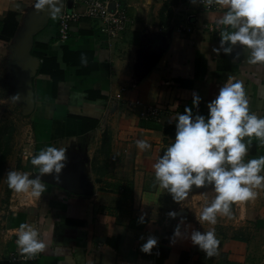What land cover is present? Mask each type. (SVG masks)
Returning a JSON list of instances; mask_svg holds the SVG:
<instances>
[{"label": "crops", "instance_id": "crops-1", "mask_svg": "<svg viewBox=\"0 0 264 264\" xmlns=\"http://www.w3.org/2000/svg\"><path fill=\"white\" fill-rule=\"evenodd\" d=\"M74 1L59 0L54 14L35 9V0H0V21L9 12L17 15L13 37L0 47V67L7 59L15 69L13 83L28 91L29 153L19 171L35 175L33 155L49 145L67 146L60 178L69 182L43 177L39 198L11 190L0 210V264H12V252L21 254L15 243L21 223H31L46 244L23 264H175L183 253L186 264H256L264 252V188L255 200L233 205L232 218L218 216L210 225L198 220L215 196L210 188L194 187L178 204L154 178L153 164L175 139V112L191 108L193 115L207 116V103L229 77L244 82L250 110L264 117V68L247 65L246 54L234 60L239 46L231 55L213 52L224 10L182 6L194 14L187 34L175 26L184 13L166 17L163 5L170 0H115L129 19L116 43L109 45L86 18L61 42L59 15ZM210 26L217 31L210 33ZM0 82H6L4 72ZM193 93L201 97L198 106ZM145 107L160 109V117L145 118ZM138 139L151 147L139 150ZM262 155L264 145L253 138L247 158ZM213 229L219 244L208 257L189 237ZM150 236L157 245L145 254L140 249Z\"/></svg>", "mask_w": 264, "mask_h": 264}, {"label": "clouds", "instance_id": "clouds-1", "mask_svg": "<svg viewBox=\"0 0 264 264\" xmlns=\"http://www.w3.org/2000/svg\"><path fill=\"white\" fill-rule=\"evenodd\" d=\"M192 4H204L205 0H190ZM59 0H35L37 10L59 11ZM208 5L223 9L217 20L221 27L220 44L213 52L231 55L239 60L246 54V63L264 68V0H207ZM81 63L87 58L82 55ZM201 97L193 93V106H198ZM207 116L193 115L191 108H185L175 118V139L153 164L154 178L158 186L172 196L176 203L184 201L195 187L210 188L215 196L203 207L199 222L210 225L217 223V217L232 218V206L255 200L258 189L264 188V155L247 158L253 138L264 145V117L252 112L244 82L229 77L220 87L215 99L207 103ZM136 147L147 150L151 145L144 139L136 140ZM68 147L49 145L32 156L30 164L35 175L10 170L6 174L9 189L17 194L39 198L45 192L42 178L51 175L59 180L68 162ZM169 216L176 217L175 212ZM140 222H143L141 218ZM181 219L174 230V237L180 238ZM16 246L27 259L42 253L45 242L31 223H21L16 229ZM191 243L198 246L206 256L215 255L219 240L215 231H192ZM157 245L155 237H148L141 251L150 254Z\"/></svg>", "mask_w": 264, "mask_h": 264}, {"label": "rangeland", "instance_id": "rangeland-1", "mask_svg": "<svg viewBox=\"0 0 264 264\" xmlns=\"http://www.w3.org/2000/svg\"><path fill=\"white\" fill-rule=\"evenodd\" d=\"M172 1L170 0L163 5L166 17H169L172 11ZM5 61L6 63L3 64L4 69L1 70L0 67V77L3 76L4 72L6 80L5 83L0 82V159L3 154L6 155L0 178V210L4 209L8 204L11 192L7 185L6 174L10 170L19 171L21 168L22 159L27 157L29 153L27 145L30 133V125L26 115L29 109V101L24 96V94L28 93L26 90L27 86H19L13 83V80H16L15 69L13 65L9 64L7 59ZM77 168L78 166L76 165L75 169ZM77 173L75 171V174ZM63 179L64 177L59 180H53L58 183L64 182L62 184L69 183L66 179H64L65 181ZM8 191L10 192L8 193ZM260 256L261 258H257L256 264H264V252Z\"/></svg>", "mask_w": 264, "mask_h": 264}, {"label": "built area", "instance_id": "built-area-1", "mask_svg": "<svg viewBox=\"0 0 264 264\" xmlns=\"http://www.w3.org/2000/svg\"><path fill=\"white\" fill-rule=\"evenodd\" d=\"M191 4L190 0H177L176 5L172 9L173 16L184 13L181 7ZM197 5H199V9L204 11H211L217 8L215 5H208L207 0H205L204 4L197 3ZM184 16L185 19L176 21L177 24L175 26L184 33L190 34L194 29L193 23L195 20L193 19L191 22L194 14L184 13ZM84 18L98 24L99 31L109 45L116 43L129 24L126 12L115 0H75L71 10L63 11L59 15V40L61 42L66 41L69 38L71 27ZM207 30L212 34L217 31L215 27L211 26L207 27ZM115 98H120V95H115ZM178 113L180 112H175V116ZM142 115L147 119L157 120L161 115V110L155 107H145ZM31 260L32 258L27 259L24 255L16 252H12L9 255V261L12 264H23Z\"/></svg>", "mask_w": 264, "mask_h": 264}, {"label": "trees", "instance_id": "trees-1", "mask_svg": "<svg viewBox=\"0 0 264 264\" xmlns=\"http://www.w3.org/2000/svg\"><path fill=\"white\" fill-rule=\"evenodd\" d=\"M16 16H17L16 13L9 12L7 16L2 21H0V47L5 48L8 45V42L10 41V39L13 37L15 30L17 28ZM5 156L6 155L3 154L2 158L0 159V178L2 175L3 167L5 164V160H6ZM9 192L10 191H8V193ZM163 251L165 253L164 257L166 258L168 255V252L166 250H163ZM186 262H187V254L183 253L179 261L176 262L175 264H186Z\"/></svg>", "mask_w": 264, "mask_h": 264}]
</instances>
